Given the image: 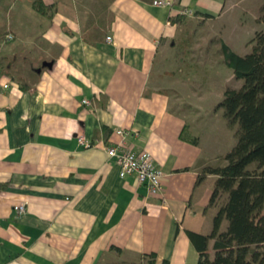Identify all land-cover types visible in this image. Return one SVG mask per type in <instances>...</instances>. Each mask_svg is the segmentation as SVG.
Returning a JSON list of instances; mask_svg holds the SVG:
<instances>
[{
	"label": "crops",
	"instance_id": "0c3cea01",
	"mask_svg": "<svg viewBox=\"0 0 264 264\" xmlns=\"http://www.w3.org/2000/svg\"><path fill=\"white\" fill-rule=\"evenodd\" d=\"M152 1L42 0L43 15L30 0L10 17L13 39H0V264H146L150 253L154 264H197L186 231L209 234L217 210L216 176L201 178L220 144L202 107L215 77L188 96L162 54L188 20L215 25L240 1ZM189 100L200 102V124ZM118 130L163 171L159 195L121 176L102 147L121 140Z\"/></svg>",
	"mask_w": 264,
	"mask_h": 264
},
{
	"label": "trees",
	"instance_id": "16d2710c",
	"mask_svg": "<svg viewBox=\"0 0 264 264\" xmlns=\"http://www.w3.org/2000/svg\"><path fill=\"white\" fill-rule=\"evenodd\" d=\"M32 7L43 15L50 11L42 0H33ZM261 12L264 22V0ZM248 45L250 50L243 55L223 41L220 46L225 65L243 83L237 89H225L218 104L227 121L238 124L236 143L222 162L217 160L201 170V178L216 176L210 204L217 210L209 234L186 231L198 251L197 264H264V30L255 32ZM5 188V183L0 184V189ZM148 257L146 264H154L156 254ZM162 264L168 263L164 260Z\"/></svg>",
	"mask_w": 264,
	"mask_h": 264
},
{
	"label": "rangeland",
	"instance_id": "374dc122",
	"mask_svg": "<svg viewBox=\"0 0 264 264\" xmlns=\"http://www.w3.org/2000/svg\"><path fill=\"white\" fill-rule=\"evenodd\" d=\"M237 7L230 11L231 17L220 19L212 23L203 24L188 20L179 31L178 36L173 43H168L166 51L162 54L164 65L163 68L170 71V76L180 79L184 87L182 91H187L191 96L192 91L200 92V83L202 78L214 76L210 79L211 88L208 90L202 102L203 111L209 114V117L215 120L214 127L219 136L220 144L214 148L218 155V163L223 161L225 154L236 143V131L238 124H230L224 116L222 107H218L223 98V93L227 88H239L243 80L236 79L233 72L228 68L221 53V37L225 35L227 43L238 54L243 55L250 50V45L245 46V40L242 39L250 34L264 30L262 21V12L259 0H239ZM12 2L13 8L8 9ZM30 0H0V39L1 35L11 34L12 27L9 26V20L12 15H22V11L28 10ZM233 13V14H232ZM234 19H237L235 22ZM20 17H18V22ZM239 25V27H238ZM242 27V28H241ZM220 31H224L220 34ZM252 33V32H251ZM213 73V74H212ZM204 84V83H203ZM182 85V86H183ZM204 86H206L204 84ZM191 99V98H190ZM188 105L194 104L198 114L193 116L200 124V102L198 100L185 101ZM181 103L179 106L185 115H194L192 106ZM191 107V108H190ZM199 126V125H198ZM215 162V161H214ZM226 222H223L222 228H225ZM209 247L210 257L213 256V249Z\"/></svg>",
	"mask_w": 264,
	"mask_h": 264
},
{
	"label": "built area",
	"instance_id": "2783aa9c",
	"mask_svg": "<svg viewBox=\"0 0 264 264\" xmlns=\"http://www.w3.org/2000/svg\"><path fill=\"white\" fill-rule=\"evenodd\" d=\"M152 4L155 6H167L172 7V0H153ZM184 14L189 13L187 10H183ZM7 41L13 39V35L6 34ZM110 40V37H107ZM4 87H8L5 83ZM84 103H90L89 100H84ZM121 140L113 145H103L109 157L114 158L120 168L121 176L128 174H135L139 184L146 188V191L151 196H157L161 193L163 171L156 166L151 154L145 150L135 151L125 143L127 133L123 130L117 131ZM78 141L80 144L87 147L99 146L100 142L88 141L84 136H79ZM16 214L19 216L25 211V204L19 203L14 206Z\"/></svg>",
	"mask_w": 264,
	"mask_h": 264
}]
</instances>
